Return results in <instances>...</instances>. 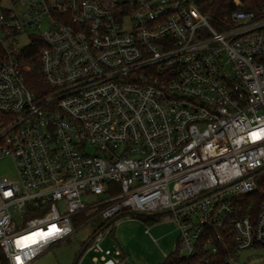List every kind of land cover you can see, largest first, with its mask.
<instances>
[{"label": "built area", "instance_id": "obj_1", "mask_svg": "<svg viewBox=\"0 0 264 264\" xmlns=\"http://www.w3.org/2000/svg\"><path fill=\"white\" fill-rule=\"evenodd\" d=\"M34 37L41 97L18 60ZM4 158L0 263L32 264L90 211L163 213L179 258L223 246L225 264H260L264 200L240 209L264 169V12L215 26L195 0H0Z\"/></svg>", "mask_w": 264, "mask_h": 264}, {"label": "rangeland", "instance_id": "obj_2", "mask_svg": "<svg viewBox=\"0 0 264 264\" xmlns=\"http://www.w3.org/2000/svg\"><path fill=\"white\" fill-rule=\"evenodd\" d=\"M20 42L23 46L27 44V36H21ZM4 176L15 178L14 166L9 158L0 160V177ZM97 197L101 199L103 194ZM94 214L84 212L83 220L75 223V231L67 239L48 248L32 264H73L80 254L77 264H92L93 258L100 259L101 256L107 260L99 264H114L115 260L120 259L126 264H161L165 257L176 251L180 230L175 222L164 220L163 213H123L113 219L109 226H104L101 231L102 251L97 252L90 243L105 221ZM254 253L249 251L250 255ZM262 254L252 261L264 264V250Z\"/></svg>", "mask_w": 264, "mask_h": 264}, {"label": "trees", "instance_id": "obj_3", "mask_svg": "<svg viewBox=\"0 0 264 264\" xmlns=\"http://www.w3.org/2000/svg\"><path fill=\"white\" fill-rule=\"evenodd\" d=\"M195 1L201 13L204 14L208 18V20L215 26L220 23V20L228 17L232 11L238 8L253 10L256 12H264V0ZM41 47H43V43L39 40V38L34 37L30 45L22 52V54L18 58L20 65L24 68V83L36 97H41L49 90V87L47 86L41 71V62L39 57V50ZM255 180L257 184L256 190L244 196V198L242 199L240 209V212L242 214H245L248 211H257V207L260 205L261 201L264 200V169L260 170L256 174ZM83 213L79 214L75 218V223L81 222V220H83ZM155 214L160 215L161 213ZM111 221L112 220H109L108 222L105 221V223H103L98 228V230L102 231L104 229V226L106 227L110 225ZM111 229H113V226ZM97 232H95V234ZM231 251V247L224 248L223 246H220L216 254L206 258L203 256V253L199 248L195 256L188 259L179 258L175 251L165 257V260L161 264H225L227 257L232 253ZM0 264H5V261L1 259Z\"/></svg>", "mask_w": 264, "mask_h": 264}, {"label": "snow or ice", "instance_id": "obj_4", "mask_svg": "<svg viewBox=\"0 0 264 264\" xmlns=\"http://www.w3.org/2000/svg\"><path fill=\"white\" fill-rule=\"evenodd\" d=\"M253 138L254 139H259L260 138V135L258 133H253ZM53 229L55 231H58V229H55V226H53ZM47 235H51V233H48ZM45 238H46V236H45Z\"/></svg>", "mask_w": 264, "mask_h": 264}, {"label": "water", "instance_id": "obj_5", "mask_svg": "<svg viewBox=\"0 0 264 264\" xmlns=\"http://www.w3.org/2000/svg\"><path fill=\"white\" fill-rule=\"evenodd\" d=\"M263 167H264V166H263ZM263 167H262V168H263ZM259 169H261V168H259ZM259 169H258V170H259ZM256 171H257V170H256ZM142 214H143V213H140V212H139V213H137V215H142ZM88 245H89V242L87 243V245H86V246H88ZM80 256H81V254H80V255H79L77 258H76V260L74 261V263H73V264H77V263H78V260H79Z\"/></svg>", "mask_w": 264, "mask_h": 264}, {"label": "crops", "instance_id": "obj_6", "mask_svg": "<svg viewBox=\"0 0 264 264\" xmlns=\"http://www.w3.org/2000/svg\"><path fill=\"white\" fill-rule=\"evenodd\" d=\"M103 257H104V256H103ZM104 259H105V260H104V261H101V262H105V261L107 260L106 257H104ZM124 262H125V261H124Z\"/></svg>", "mask_w": 264, "mask_h": 264}]
</instances>
